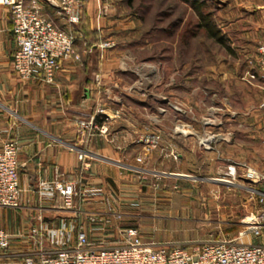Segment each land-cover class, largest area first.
Segmentation results:
<instances>
[{
    "label": "rangeland",
    "instance_id": "374dc122",
    "mask_svg": "<svg viewBox=\"0 0 264 264\" xmlns=\"http://www.w3.org/2000/svg\"><path fill=\"white\" fill-rule=\"evenodd\" d=\"M103 1L104 13L117 6L124 11L120 26L131 14L135 27L128 30L106 23L101 33L92 29L90 20L85 18L81 26L87 37L83 33L82 41L89 47L112 40L114 45L101 47L107 51L120 44L133 69L138 71L140 66L141 76L130 72L128 85L136 96L128 101L138 108L137 96L146 99V107L139 105L140 111L134 117L145 118L142 134H162V126L168 132H177L181 130L178 124L203 121L212 126L206 129L207 136L199 129L201 137L221 139V155L217 158L220 167L188 170L190 177L166 176L144 164L147 155L162 150L166 159L163 171H174L172 163L180 160L176 144L163 145L161 141L152 149L143 145L137 164L146 170L138 172L140 178L148 180L145 198L139 208L124 210L130 215L118 224L137 227L147 241H175L188 247L249 233L250 226L244 223L249 214L245 204L253 185L245 181L249 168L259 173L256 186L264 189V88L259 76L246 80L244 75L250 58H255L264 41V0H207L205 11L212 12L232 52L197 27V14L182 0ZM54 13L58 14L57 10ZM176 20L178 25L172 26ZM124 112L121 110V116L113 118L104 134L109 133L114 120L125 117ZM172 148L177 158L171 154ZM183 167L186 170V164ZM163 196L165 199L159 201ZM258 202L260 209L262 204ZM17 209L0 207V226L12 236L11 246L0 251V264H24L25 256L32 250L25 241H19L24 237L15 234L29 227L12 221L18 216ZM53 245L57 247L56 242Z\"/></svg>",
    "mask_w": 264,
    "mask_h": 264
},
{
    "label": "crops",
    "instance_id": "0c3cea01",
    "mask_svg": "<svg viewBox=\"0 0 264 264\" xmlns=\"http://www.w3.org/2000/svg\"><path fill=\"white\" fill-rule=\"evenodd\" d=\"M40 2L44 11L50 12L59 26L72 29L77 36L79 23L69 25L54 13L57 10L55 3L49 0ZM103 2L82 1L83 17L90 20L92 29L102 33L106 25L112 23L128 30L135 27L131 14L125 25L120 26L124 21L120 19L123 10L113 6L104 13ZM12 25L10 8L0 2V148L9 137L15 138L20 146L21 204L17 207L19 209L16 208L18 216L12 221L19 226H29L15 234L24 237L19 241H25L29 249L39 246V237L47 243L44 247L48 249L75 243L82 229L87 231L93 242H113L121 230L131 227L118 223L124 222L130 215L124 210L139 208L142 198H145L144 189L148 181L140 178L137 170L143 169L138 166L137 157L142 154L143 144L139 138L144 132L145 118L138 115L134 119L140 111L139 105L146 107V99L137 96L140 102L138 108L128 101L136 96L128 85L130 72L141 76L140 66L138 71L133 69L128 62L127 51L122 52L124 48L119 47L120 44L107 51L98 44L88 47L79 31L76 49L82 56L80 61L72 56L62 58L53 83L46 80L44 72L23 80L13 67L18 46ZM189 77L187 75L186 79ZM260 79L264 88V79ZM98 106L120 108L125 111V117L114 120L108 134H84L80 131L78 120L94 112ZM187 123L189 125L178 124L181 130L177 132H168L161 127L162 144L174 143L179 150L180 160L172 163L175 164L174 171H163L166 159L162 150L147 155L144 164L170 177H190L192 175L186 173L188 170L219 168L217 158L220 159L221 155V139L213 141L199 134V129H203L207 136L206 129L212 124L203 121ZM212 143L213 146H210ZM81 149L88 154L84 160L79 158ZM84 163L88 164L84 166ZM185 164L186 170L183 167ZM62 180L78 181L80 193L76 198V210L64 207L56 188V182ZM245 181L250 185L253 183L246 176ZM259 190L264 192V189ZM249 191L250 199H247L245 207L250 214L259 210V196ZM163 199L164 196L159 201ZM172 201L170 198L168 202ZM261 204L264 208V203ZM34 227L40 228V235L33 234ZM243 234L247 241L264 244V228L259 235L250 230ZM55 242L57 247L53 245Z\"/></svg>",
    "mask_w": 264,
    "mask_h": 264
},
{
    "label": "built area",
    "instance_id": "2783aa9c",
    "mask_svg": "<svg viewBox=\"0 0 264 264\" xmlns=\"http://www.w3.org/2000/svg\"><path fill=\"white\" fill-rule=\"evenodd\" d=\"M57 5V13L69 25L80 22L83 0H49ZM10 8L12 30L18 49L15 53L13 67L23 80H29L39 72L45 73L48 82H54L59 71L60 60L75 56L78 37L72 29L59 26L43 9L40 0H0ZM114 45L112 40L102 42V47ZM249 69L245 72L246 80L258 75L264 79V41L257 48L254 59L249 60ZM264 108V98L261 102ZM121 116V109L98 106L96 110L78 120L80 131L84 134L98 132L104 134L115 117ZM139 141L152 149L160 145L161 132H149L140 136ZM19 149L15 138L9 137L0 148V206H20ZM175 158L178 154L171 149ZM87 152L79 151V158L84 160ZM88 164V163H86ZM84 163V166L86 165ZM140 169V168H137ZM145 172L146 170H138ZM149 171V170H148ZM246 177L253 181L252 194L258 195L264 203V192L256 186L259 173L252 168ZM64 207L76 210V198L80 193L77 180L56 182ZM250 231L259 235L264 228V208L251 212L244 219ZM34 235H40V228L32 229ZM39 246L32 249L24 258V264H264V244L250 242L241 233L234 239H212L191 246L179 242L147 241L142 238L137 227L121 230L115 241L101 240L93 242L87 231L82 229L77 234L75 243L48 249L44 247L42 237ZM11 234L0 227V251L10 247Z\"/></svg>",
    "mask_w": 264,
    "mask_h": 264
},
{
    "label": "trees",
    "instance_id": "16d2710c",
    "mask_svg": "<svg viewBox=\"0 0 264 264\" xmlns=\"http://www.w3.org/2000/svg\"><path fill=\"white\" fill-rule=\"evenodd\" d=\"M132 1V0H130ZM183 2H186L188 4H190L195 13L198 16V22H197V27L200 29H203L206 34L211 37L212 39H214L217 43H219L220 45L224 46L229 52H232V48L230 47V45L227 42L226 37L222 34L220 28L218 27L217 23L215 22V20L212 17V12L211 11H205V7L207 6V0H182ZM83 22H85V16L83 17V15L81 16L80 22H79V27L76 28V32H77V36H78V32H82L85 34V36L87 37V32L85 30L84 27H82L81 25H83ZM179 22V20H176L174 22L171 23V25H178L177 23ZM90 32H92L90 30ZM94 33H97L96 30H93ZM91 44V43H89ZM93 45V44H91Z\"/></svg>",
    "mask_w": 264,
    "mask_h": 264
},
{
    "label": "bare ground",
    "instance_id": "6f19581e",
    "mask_svg": "<svg viewBox=\"0 0 264 264\" xmlns=\"http://www.w3.org/2000/svg\"><path fill=\"white\" fill-rule=\"evenodd\" d=\"M233 171V170H232ZM223 180H225V179H223Z\"/></svg>",
    "mask_w": 264,
    "mask_h": 264
}]
</instances>
